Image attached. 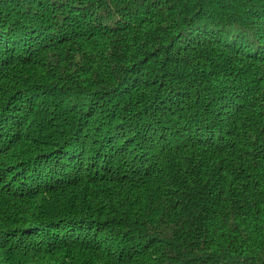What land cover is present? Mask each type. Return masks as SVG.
Returning <instances> with one entry per match:
<instances>
[{
    "label": "trees",
    "instance_id": "obj_1",
    "mask_svg": "<svg viewBox=\"0 0 264 264\" xmlns=\"http://www.w3.org/2000/svg\"><path fill=\"white\" fill-rule=\"evenodd\" d=\"M0 264H264V0H0Z\"/></svg>",
    "mask_w": 264,
    "mask_h": 264
}]
</instances>
